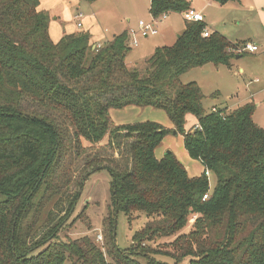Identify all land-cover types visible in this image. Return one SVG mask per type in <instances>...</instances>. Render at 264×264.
Listing matches in <instances>:
<instances>
[{"label":"trees","instance_id":"16d2710c","mask_svg":"<svg viewBox=\"0 0 264 264\" xmlns=\"http://www.w3.org/2000/svg\"><path fill=\"white\" fill-rule=\"evenodd\" d=\"M39 5L0 0V264H167L157 256L172 264H264V129L253 119L256 106L207 111L198 84L181 82L206 65L231 68L237 45L186 22L175 43L157 48L138 71L125 63L126 32L98 49L87 32L54 43ZM188 9L186 0L149 4L153 19ZM130 106L164 111L173 128L115 125L110 111ZM188 115L195 123L186 130ZM174 133L203 167L200 176L190 177L171 151L156 158ZM101 169L112 177L115 213L129 224L146 217L123 251L115 216L101 245L59 235L85 180ZM205 172L216 178L211 190Z\"/></svg>","mask_w":264,"mask_h":264},{"label":"rangeland","instance_id":"374dc122","mask_svg":"<svg viewBox=\"0 0 264 264\" xmlns=\"http://www.w3.org/2000/svg\"><path fill=\"white\" fill-rule=\"evenodd\" d=\"M186 1L190 9H194L203 16L207 27L213 28L234 44H239L237 45L238 50L242 48V45L253 43L259 46L261 51L259 54L257 52L255 57L238 51L236 54L243 56L234 61L235 65L231 70L223 66L215 68L213 65H206L184 74L181 82L183 84L189 81L199 83L203 94L206 95L205 109H208L207 107L214 102L220 105L221 100L230 103L242 100L246 92H251L254 103L258 105L254 113V121L264 129V0H232L235 2L230 1L225 5L210 0ZM149 2L150 0H99L93 4H87L82 1L78 2V0H41L40 9L42 8L50 19V31L54 39L62 31L68 33L79 30L89 31L93 41L105 44L113 38V35H118L123 31H137L139 21L150 23L152 16L149 11ZM78 13L82 15V28L76 27L80 20L77 17ZM53 19L55 21H52ZM185 23L186 20L181 13H169L167 19L158 24L157 35L137 38L138 45L132 47L125 57L127 66L130 69L143 71L144 61L151 53L152 47L171 44L175 37L183 32ZM147 49H149L148 52ZM238 68L241 71L240 74H238ZM213 89H218L221 93L220 101L218 99L214 101V96L210 97L209 93ZM139 110L134 112L129 109L115 110L113 112L121 115L122 119L113 117L112 122L126 125L140 121H156L164 128H172V123L164 111L150 107ZM194 123V117L188 115L185 129L188 130ZM106 143L107 138L96 145L94 150ZM83 146L89 147L90 145L83 141ZM164 148L169 149H165L166 153L173 151L179 162L188 168L190 175L193 176L199 172L200 165L187 155L183 146V137L180 134L167 135L155 151L156 158L161 157L160 150ZM215 183L216 178L210 175V190ZM111 194L112 177L110 173L106 169L92 172L83 184L73 212L65 220L66 225L59 234L60 238L66 241L89 237L101 245L103 233L106 232L104 225H107L115 216L116 248L120 251L128 249L132 244L133 234L142 228L146 217L139 215L129 224L126 215L121 210L115 213L111 204ZM97 235H101V241L96 240ZM158 244L160 250L167 249V240L159 241ZM156 260L167 264L173 263L166 256H157ZM187 262L188 259H185L179 264H187Z\"/></svg>","mask_w":264,"mask_h":264},{"label":"crops","instance_id":"0c3cea01","mask_svg":"<svg viewBox=\"0 0 264 264\" xmlns=\"http://www.w3.org/2000/svg\"><path fill=\"white\" fill-rule=\"evenodd\" d=\"M40 1V5H39V10L40 11H42V8L40 9V6H41V0H39ZM99 1V0H98ZM78 2H81V1H79L78 0ZM97 2V1H96ZM235 1H232V3H234ZM88 4V3H87ZM149 4H150V2H149ZM194 10V9H193ZM167 15L168 14H165V18H163V19H161L160 20V22L159 23H162L163 21H165L166 19H167ZM77 17L80 19L78 22H77V24H76V27L77 28H82V21H81V19H82V15L80 14V13H78V15H77ZM203 17V16H202ZM77 18V19H78ZM153 19V18H152ZM204 19V18H203ZM52 21H55V19H53ZM51 21V22H52ZM203 23H204V21H203ZM78 24L80 25L79 27H78ZM137 26H138V24H137ZM206 29L211 33V32H214V31H216V30H214L213 28H211V27H207L206 26ZM264 29V28H263ZM80 32H87L89 35H90V33H89V31H73V32H65V31H62V33H60V35H58V36H56L57 38L56 39H54V37L52 36V33H51V31H50V24H49V36H50V38H51V40L54 42V43H56V42H58L60 39H61V37H63L65 34H75V33H80ZM123 32H126L127 33V36H128V40H129V47H130V50H131V48L132 47H136L137 45H138V37H140L139 35L136 37V40H137V45L136 46H130V40H131V37L129 36V31H123ZM123 32H121V33H123ZM217 32V31H216ZM263 32H264V30H263ZM121 33H119V34H121ZM219 33V32H218ZM118 34V35H119ZM157 35V34H156ZM114 36H117V35H113V37ZM155 36V35H154ZM179 35H177L176 37H175V39H174V41L171 43V44H169V45H158V46H156V47H152V49L150 50V54L148 55V57H147V59L149 58V57H151V55L154 53V51L157 49V48H159V47H164V46H171L172 44H174L175 43V41H176V39H177V37H178ZM150 37V36H149ZM225 37V36H224ZM140 38H142V37H140ZM146 38H148V37H146ZM227 38V37H226ZM113 39V38H112ZM112 39H110V41L112 40ZM227 40L229 41V42H231L228 38H227ZM109 42V41H108ZM90 43H91V46H92V49H95V48H97V47H101L103 44H100V43H97V42H95V41H93L92 40V37L90 36ZM231 43H233V42H231ZM234 44V43H233ZM243 44V43H242ZM241 44V45H242ZM247 44H252V45H255V46H257L256 44H253V43H247ZM235 45H239V44H235ZM242 46H244V45H242ZM258 47V53L257 52H255V53H248V52H245L246 54H249V55H251V56H253V57H255L256 55V53L257 54H259L260 53V51H261V48H259V46H257ZM148 50L149 49H147V52H148ZM146 52V51H145ZM262 52H263V50H262ZM263 55V54H262ZM236 56H238V58H234L233 59V61H232V63H231V68H233L234 67V61L236 60H239L243 55H236ZM146 59V60H147ZM145 60V61H146ZM144 61V62H145ZM126 66H127V64H126ZM128 67V66H127ZM129 68V67H128ZM226 68V67H225ZM231 68H227L228 70H231ZM130 69V68H129ZM194 70V69H193ZM241 73V71L239 70V68H238V74H240ZM185 76V75H184ZM182 78V77H181ZM189 82H196V81H189ZM188 82V83H189ZM197 84H198V86H199V83L198 82H196ZM186 84V83H185ZM200 87V86H199ZM214 88V87H213ZM201 89V88H200ZM201 91H202V89H201ZM203 92V91H202ZM208 94V93H207ZM210 96L211 97H215L214 98V101L215 100H219V97H221V93L219 92V90L218 89H213L210 93ZM206 96V95H205ZM236 96H237V93H236ZM253 98L254 97H252V93L250 92H246L245 94H244V98L242 99V100H239V101H231V103L230 102H228V101H226V100H221L222 102L220 103V105L219 104H217L216 102H214V103H212L210 106H208L207 108L208 109H206L207 111L208 110H211L212 108H214V107H220V108H229V109H233V108H236V107H238V106H241V105H243V104H245V103H248V102H253L254 103V100H253ZM220 101V100H219ZM255 104V103H254ZM203 106H204V101H203ZM255 106H256V108H255V110L257 109V104H255ZM148 108V107H147ZM125 109H129L130 111H140L139 109H142V108H139V107H134V106H130V107H127V108H125ZM124 109V110H125ZM113 111H115V110H111L110 111V118H111V120H112V118L113 117H119V120H121L122 118H121V115H119V114H117V113H114ZM253 119L255 120V118H254V116H253ZM140 122H144V121H140ZM152 122H156V121H152ZM157 123V122H156ZM115 125H119L117 122H115L114 123ZM133 124V123H132ZM172 128H173V126H172ZM171 128V129H172ZM165 149H167V148H164V149H162V150H160L161 151V157L163 156V154L164 153H166V151L167 150H169V149H167L166 151H165ZM164 150V151H163ZM171 152H173L172 150H171ZM155 155H156V153H155ZM161 157H159V158H161ZM194 161V160H193ZM195 162H197V161H195ZM198 163V162H197ZM183 165V164H182ZM200 165V164H199ZM184 166V165H183ZM185 168H186V171H187V173H188V168L186 167V166H184ZM203 172V167L200 165V170H199V172L196 174V175H190L189 173H188V175L190 176V177H196V176H200L201 175V173Z\"/></svg>","mask_w":264,"mask_h":264},{"label":"built area","instance_id":"2783aa9c","mask_svg":"<svg viewBox=\"0 0 264 264\" xmlns=\"http://www.w3.org/2000/svg\"><path fill=\"white\" fill-rule=\"evenodd\" d=\"M182 17L184 18V20H186V22H193V23H203V17L197 13L195 10L193 9H188L184 12L181 13ZM165 18V15L160 16L159 18L156 19H152V21L150 23L144 22V21H139L138 22V26H137V31H131L129 33V36L131 37L130 40V46H136L137 45V40L136 37L139 35L142 38H146L149 36H154L157 34V26L160 22L161 19ZM80 25L78 24V27ZM264 30V29H263ZM210 35V32L205 29L203 31V37H208ZM100 47H97L95 49H98ZM239 49V48H238ZM236 50V52H248V53H255L258 51V47L252 44H245L244 46H242V48L240 50ZM205 175L207 177L210 176L209 172H205ZM208 198V194H205L203 196V200H206ZM96 240L101 241V235H97L96 236Z\"/></svg>","mask_w":264,"mask_h":264},{"label":"water","instance_id":"95a60500","mask_svg":"<svg viewBox=\"0 0 264 264\" xmlns=\"http://www.w3.org/2000/svg\"><path fill=\"white\" fill-rule=\"evenodd\" d=\"M235 58H238V56H236ZM174 135H175V133H174Z\"/></svg>","mask_w":264,"mask_h":264}]
</instances>
